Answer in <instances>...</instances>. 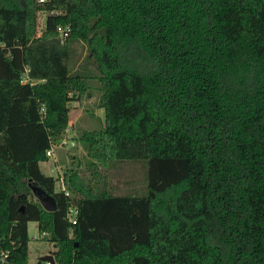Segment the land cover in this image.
Listing matches in <instances>:
<instances>
[{"label": "trees", "instance_id": "obj_1", "mask_svg": "<svg viewBox=\"0 0 264 264\" xmlns=\"http://www.w3.org/2000/svg\"><path fill=\"white\" fill-rule=\"evenodd\" d=\"M85 96L84 164L142 162L144 193L98 189L80 159L67 196L41 171ZM29 222L55 264H264V0H0L9 264H28Z\"/></svg>", "mask_w": 264, "mask_h": 264}, {"label": "rangeland", "instance_id": "obj_2", "mask_svg": "<svg viewBox=\"0 0 264 264\" xmlns=\"http://www.w3.org/2000/svg\"><path fill=\"white\" fill-rule=\"evenodd\" d=\"M44 16L43 13H39L37 16V26L35 29V33L37 34L40 33ZM85 97L81 102L75 101L72 103V120L68 125V131L65 137L67 138V142L73 141L74 146L68 147V145H64L61 148H56L53 156L49 157L50 160L40 164L41 171L47 175L56 176L61 173L60 169L62 167L70 165L72 162L75 164L80 159V166H76V164L72 167L79 171L81 175H84L86 179L98 189H108L109 192L114 195H126L130 192L136 194L144 193L146 168L142 162H132L130 165L115 164L108 169L98 166L94 171L84 164L81 157L84 156L85 153L77 140V130L75 127L78 124L79 127L83 126L78 118L85 114V107L92 105L93 98ZM96 114L102 118L103 121V110L97 109ZM95 124H99V120L95 122L92 119L88 122L87 127H96L97 125ZM27 233L29 238L28 264H37L38 261L43 262L41 260L45 256L50 255L53 248L52 245L41 239L38 234L36 222L28 223ZM35 236L37 238H34Z\"/></svg>", "mask_w": 264, "mask_h": 264}, {"label": "built area", "instance_id": "obj_3", "mask_svg": "<svg viewBox=\"0 0 264 264\" xmlns=\"http://www.w3.org/2000/svg\"><path fill=\"white\" fill-rule=\"evenodd\" d=\"M57 33L59 35L60 38L64 39L65 37H67L68 33H69V29L67 28H62V27H57ZM68 131V127L65 129L64 131V135H63V139L61 140V142L58 145H52L50 147L49 150L46 151V156L48 157H52L54 154V150L56 148H61L64 145H68V147H73L74 146V142H67V138L65 137ZM57 179L56 182V191L58 192H63L66 196L68 195V191L66 189L65 183H64V179L61 176V174L53 176ZM67 219L72 223L75 224V209L71 208L68 211L67 214ZM34 238H37L36 236ZM8 258V253L7 252H0V264H9L7 261ZM40 264H50L48 261H43ZM55 264V262H54Z\"/></svg>", "mask_w": 264, "mask_h": 264}, {"label": "water", "instance_id": "obj_4", "mask_svg": "<svg viewBox=\"0 0 264 264\" xmlns=\"http://www.w3.org/2000/svg\"><path fill=\"white\" fill-rule=\"evenodd\" d=\"M32 193L43 209L49 212L56 209L55 201L52 197L45 195L40 189L35 187L32 188ZM20 210L22 211L23 207H21ZM41 261H48L50 264H54V259L51 255L45 256Z\"/></svg>", "mask_w": 264, "mask_h": 264}]
</instances>
